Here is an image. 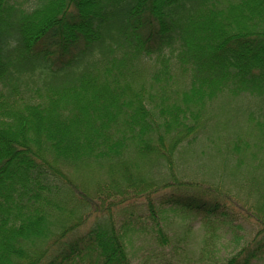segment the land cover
<instances>
[{"label": "trees", "instance_id": "16d2710c", "mask_svg": "<svg viewBox=\"0 0 264 264\" xmlns=\"http://www.w3.org/2000/svg\"><path fill=\"white\" fill-rule=\"evenodd\" d=\"M221 95L256 99L262 146L237 207L258 229L215 264H260L264 0H0V264H132L133 237L168 244V212L239 213L175 175L189 117Z\"/></svg>", "mask_w": 264, "mask_h": 264}, {"label": "rangeland", "instance_id": "374dc122", "mask_svg": "<svg viewBox=\"0 0 264 264\" xmlns=\"http://www.w3.org/2000/svg\"><path fill=\"white\" fill-rule=\"evenodd\" d=\"M232 101L235 102H225L224 95H221L208 105L204 116L195 119L189 117L191 123L201 126L200 133L179 147L180 153L177 154L178 161L174 167L175 175L180 180L190 184L195 183L204 191L212 192L211 194L215 190L221 191L223 193L221 198H226L227 195L231 200L233 197L231 203L235 207L234 210L236 212L238 210L239 213L225 211L227 216L220 217L217 214L209 224H206L202 215L191 213L173 215L168 212L165 221L161 222L168 244L160 247L148 234L133 237L127 247L132 264H205L200 262L202 251H205L208 261H213L206 264H215L216 259H224L229 252L235 251L233 249L238 245L250 241L257 231L255 224L245 219L244 213L238 208L244 209L241 198L249 203L245 192L247 189L243 183H247L249 179L245 169L249 160H244H247L246 156L249 153L262 146L258 133H255L252 125L254 121L250 118L256 112L252 109L254 113H251L249 110V104L252 103V107L253 104L255 107L259 105L256 99L247 96ZM255 145L258 147L255 148ZM243 147L245 148L242 151ZM174 160L176 162L177 159ZM148 174L150 177L153 176V179H167L163 170ZM70 175L78 184L79 178H74V174ZM72 188L76 192L74 186ZM77 192L80 190L77 189ZM245 207L249 209L250 205ZM220 211H223V207ZM90 222L91 220L86 223L83 230L89 227ZM212 223H216V226L222 229L215 231ZM137 224L148 229L150 219L146 213L140 216ZM232 230H236L239 237L238 244H235L230 237ZM206 237L208 242L206 241L204 245L203 241ZM79 264H89V261L83 260ZM260 264H264V259Z\"/></svg>", "mask_w": 264, "mask_h": 264}]
</instances>
